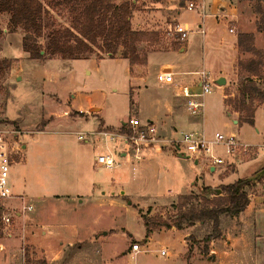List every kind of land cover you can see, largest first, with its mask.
<instances>
[{"label":"rangeland","instance_id":"374dc122","mask_svg":"<svg viewBox=\"0 0 264 264\" xmlns=\"http://www.w3.org/2000/svg\"><path fill=\"white\" fill-rule=\"evenodd\" d=\"M123 1L125 0H113L115 4ZM132 1L135 7L131 26L138 30L142 27L136 24L144 20L146 13L163 9L162 16L165 17L167 7H171L170 0ZM181 1L179 7L184 6L186 0ZM228 1L237 15L236 22L231 25L236 34V43L229 44V47L233 44L235 49L231 48L230 52L221 53V56L214 58L211 66H215L218 72L212 76L216 80L222 77L225 82L200 99L203 101V110L197 115L188 113L184 100L176 96L175 91L168 87L160 90L152 85L153 79L150 86L143 84L131 87V77L148 75V72L144 69L128 71L127 61L121 58L126 48L121 41L113 43V55L101 49L102 42L99 39L93 46V53L83 55L80 59L64 60L50 55L43 59H29L22 50L23 31L12 26L10 13L0 14V126L34 130L33 133L25 132L21 135L26 144V162L11 165L9 168L8 182L13 184L12 192L21 189L23 179H28L30 170L37 165L39 155L47 163L55 162L56 157L51 153L59 148L62 149V160L68 162L60 166V170L69 174L67 181L72 183L75 180L72 173L76 172L80 174L79 187L86 195L91 193L89 186L84 184L85 178L88 182L95 183V198H103L102 211L95 226L90 224L88 230L79 233V236H85V240H77L71 247L63 249V262L59 264H112V259L119 261L123 256L128 264H257L254 262V214H221L218 231L213 230L211 222H194L183 225L180 229L159 226L160 223L173 222L178 212L177 205L184 203V200L178 199L179 195L192 196L183 209L190 206L216 207L223 203V194L219 189L221 186L236 180L250 179L257 170L264 168V103L253 102L255 113L252 124L242 123L245 112L237 110V103L241 98V84L246 79H253L258 87L264 89V7L259 9L251 1ZM39 2L48 12L42 18L43 30L38 39L40 47L45 49L47 39L52 34L71 27L74 15L62 0ZM57 2L59 4L55 5ZM177 16V21L181 24L200 19V13L196 11L180 10ZM159 36V44L154 46L156 50L167 47L165 43L172 41L166 38L163 30ZM239 36L240 46L237 43ZM149 46L150 44L141 42L136 44V49L142 55L151 50ZM254 69L257 75H252ZM132 89L141 91L134 94L136 91ZM83 96L91 97L101 108L99 118L112 129L129 118H138L145 122L151 117L157 128H160L159 134L165 139L179 141L183 132H193L211 139L217 132L233 134L240 143L251 148L246 155L229 156L225 154L223 146H213L212 153L221 157L224 163L211 171L206 166L205 159L195 163L191 159L179 158L168 146L161 145L158 149L143 147L136 151L117 141L110 147L118 166L111 169L94 166V169L90 161L92 148L86 147L85 164L79 167L73 160V153L87 142L92 143L93 139L85 136V140L80 141L77 133H91L98 128L100 121L96 117L78 119L76 117L79 113L72 109H66L68 112L63 116L62 110L72 106L73 102H76L75 105L84 106V102L79 101V97ZM160 103L161 106L170 103L173 109L171 112L174 121L169 127L162 123L161 128L160 121L152 114L161 115L166 110L163 106L162 110H158ZM138 104L142 110L139 114L135 110ZM97 110L93 108L92 112ZM53 119H57L58 128L50 127L49 132H36L43 130V126ZM232 119L239 123L235 124ZM45 142L50 148L42 153L39 147ZM120 151H125L127 155L121 156ZM258 179L259 182L245 188L249 197L248 203H253L255 196L264 194V176ZM102 192L105 193L104 197ZM48 204L53 211L66 206L68 208L64 204ZM70 205L76 207L77 203ZM261 206L264 208V198ZM0 209L2 213L3 208ZM4 212L12 214L11 210ZM15 218L12 214L13 225ZM48 218L52 225L60 227L63 240L72 239L71 229L77 225L73 216ZM12 231L15 232L16 228ZM146 234H152L151 241L145 240ZM0 237L5 238L1 222ZM134 242H138L146 252L131 259L129 251ZM15 245H18L17 242ZM161 249L166 250L165 256L159 254ZM28 255L32 254L29 252ZM33 255L38 261L37 264L46 263L36 251Z\"/></svg>","mask_w":264,"mask_h":264},{"label":"crops","instance_id":"0c3cea01","mask_svg":"<svg viewBox=\"0 0 264 264\" xmlns=\"http://www.w3.org/2000/svg\"><path fill=\"white\" fill-rule=\"evenodd\" d=\"M181 2V0H170L169 4L171 5V7H167V11L165 12L167 16L165 17L162 16L163 9L156 10V12L150 11L146 13L147 16L140 24L135 23L138 27H142L139 30L146 31L148 33H156L158 34V36L155 37L154 40L153 38H150L149 41L145 42L147 44H150L149 48H151V50L144 52L146 58V63L144 65L130 66L128 61L124 59L128 63V71L144 69L148 72V75H135L131 77V87H133L134 85L141 86L143 84L150 86L151 79H153L154 83L152 85L162 90L163 87L168 86L157 84L155 81V75L158 71L167 69L175 74V78H180L185 82L189 81L192 78V76L189 74L190 72L196 71L201 68L209 71L212 75L218 72V70L215 69V66H211L213 65L214 58H216L217 55L221 56V53L230 52L229 50L231 48L235 49V46L233 44L231 47H229V44H231L232 42L236 43V34L234 31V27H232L231 25L236 22L237 15L236 11L231 7L232 5L229 3V1L195 0L193 2L203 5L204 16L202 17V14L198 10L196 11L200 13V19L198 21L193 20L191 22L182 23L192 31L189 34L188 39L184 42L169 40V43H165V46L167 47H161V50H156L154 46L159 44L158 39L160 37L159 35L161 33V30L165 31V29L169 25L179 23L177 21V18L179 17L177 15L179 11L187 10L185 6L189 1L186 0L184 2L183 0L185 5L179 7ZM175 5L177 7H175ZM164 7L165 6H161V8ZM199 27L204 30V34H200L199 32H197V29H199ZM230 28L233 29V32H229ZM132 90L134 92L136 91L135 89ZM140 91L141 89H138L134 94H139L138 92ZM79 98L80 102H84V106L80 104L75 105L76 102H73L72 106L66 107L64 110H62L63 116L68 112L66 111V109H72L79 113V115L76 117L78 119L80 117H84L85 119H87V117L98 118L100 122H98L97 129H100L102 127L112 128L105 125L102 118H99L101 108L92 100L91 97L83 96ZM162 106L163 108H166V110L161 113V115L157 113L152 114L155 115L160 121L159 125L161 128H163L162 123L164 124L163 126L169 127V124L173 123L174 121V118L172 116L173 112H171L173 109L171 108L170 103L162 104ZM162 106L160 103V109L158 110H162ZM93 108H97L98 110L96 112H92ZM135 110L137 114L142 111L139 107V104ZM148 119L149 120L147 121L153 122L151 117H149ZM56 120L57 119H53L50 123H46L43 126V130L36 132H47L50 127L58 128L59 123L58 121L56 122ZM232 121L235 124L239 123L238 120L235 119H232ZM159 129L160 128H158V130ZM46 143L47 142H45L43 146L39 147L40 152L43 153L44 150H48L50 148ZM87 143L84 147H79L77 151L73 153V160L75 161L76 165L81 167L85 164L84 162L87 157L86 147L92 148L91 150L93 151V153L90 161L92 163L91 167L95 169V156L97 155L99 149L94 142L88 144ZM21 148L23 150V158L21 160L16 159V162H13L11 165H18L26 162L24 150L26 149L25 141L22 142ZM120 154L121 156L127 155L125 151H120ZM51 155L56 157L55 162L47 163L45 158L43 159V157L39 155L37 165L35 164L33 170H30L31 173L28 174L27 178L29 180L26 178L23 179L21 189L18 190V192L16 190L12 192L13 184H9L11 196L7 199L0 200V208H3L1 214H3L5 210H11L12 213H14L16 216L15 225L12 226L10 235H4L5 238L0 237V264H37L38 261L36 260V258H34L33 255L35 251L38 255L44 258L43 260L46 262H44L45 264H59L63 262L61 261L63 249L66 247H71L77 240H85V236H79V233L88 230L90 224L94 227L97 223V219L100 217L103 198H95V183L88 182L87 178H85L84 184L86 185V187L87 185L89 186L91 193L89 195H86V192L84 190H81V188L79 187L80 179H78V175L80 174H76V172H73L72 176L75 177V180L70 183V181H67L66 179L67 177H69V174H67L63 170H60V168L62 167L61 165H65L68 163L65 159L62 160V149L56 148L55 151L51 153ZM136 162L138 163V160ZM209 169L211 171L215 170V168L213 169L211 167ZM260 170H257V172ZM263 186L264 184H262V188ZM104 194L105 193L102 192L103 197ZM121 194L123 195L122 192ZM21 197L25 200V203L27 205L32 207L30 211H21ZM263 198L264 194H262L261 196H255L252 199L253 203H248L245 209L242 211V214H244V216L254 214L252 216V227L256 230V234L254 237V244L256 246V255L254 262L257 264L264 263V208L261 206ZM50 202H54L55 204L59 203L60 205H68V208L66 206L64 208H56L55 211H53L49 207L48 203ZM71 203H77V206L71 207ZM251 204H253L254 206L251 207ZM256 206H258V208H256ZM17 209L18 211H14ZM64 215L73 216L77 222V225L73 226L71 229L73 231V234L71 236L72 239L70 240H63L62 232L59 230L60 227L52 225V221L48 218L52 217L53 219V217L58 218V216ZM13 228H16L15 232L12 231ZM151 235L152 234H150L148 237H145V240L151 241ZM16 242L18 245H15ZM55 247H58V249H55ZM29 252L32 255H28ZM119 262L128 264L125 256L120 258L119 261H117L116 259H112V264H118ZM142 264H145V262H143Z\"/></svg>","mask_w":264,"mask_h":264},{"label":"trees","instance_id":"16d2710c","mask_svg":"<svg viewBox=\"0 0 264 264\" xmlns=\"http://www.w3.org/2000/svg\"><path fill=\"white\" fill-rule=\"evenodd\" d=\"M240 1L255 2L259 9L264 7V0ZM62 2L70 7L74 15L71 27L52 34L47 39L45 49H42L38 39L43 30L42 18L44 15H48V12L39 0H0V14L10 13L12 26L19 27L23 31L22 50L29 59H43L46 55L62 59H80L83 55L92 54L93 46L100 39L101 49L103 48L110 55H113V43L121 41L126 47L121 58L126 59L130 66L146 63L144 53L142 55L139 53L136 44L149 41L150 38L154 40L158 34L132 28L131 19L135 7L132 0H125L119 4H115L113 0H62ZM58 4L57 2L55 5ZM1 32L0 30V36ZM237 43L240 46V36ZM2 63L6 64L5 61ZM252 75H257L256 69L252 71ZM240 97L237 110L245 112L242 122L252 124L255 111L252 107L253 102L264 103V89L258 87L253 79L248 78L241 84ZM251 178L236 180L231 184L221 186L219 189L223 194V203L216 207L195 208L190 206L183 209L184 204L192 196L179 195L178 199L184 200V203L180 202L177 205L178 212L174 216L173 222L160 223L159 226L180 229L183 225L194 222H211L213 230L218 231L221 214L236 216L247 206L248 193L245 188L260 181L257 178L255 180ZM148 236L149 234L145 235V237ZM206 239L208 240L209 236Z\"/></svg>","mask_w":264,"mask_h":264},{"label":"built area","instance_id":"2783aa9c","mask_svg":"<svg viewBox=\"0 0 264 264\" xmlns=\"http://www.w3.org/2000/svg\"><path fill=\"white\" fill-rule=\"evenodd\" d=\"M185 8L189 11H200L202 17L204 16V7L196 2L189 1ZM192 31L184 24L174 23L169 25L164 33L166 38L184 42L188 39ZM197 32L204 34V30L199 27ZM233 32V29H229ZM192 78L189 81H184L180 78H175V74L170 70L158 71L155 75V81L159 85L170 87L175 91V95L182 98L185 103L186 110L192 115H197L203 110L202 99L205 95L210 94L214 88L218 87L217 80L211 73L203 68L189 73ZM33 133V131L18 129L16 127L0 126V200L9 198L10 186L8 182L9 168L16 159L23 158V150L21 144L24 141L22 133ZM19 135L21 138H19ZM85 136H91L93 142L97 145L99 151L95 156V165L97 167H105L111 169L118 166L116 158L112 153L110 145L116 144L119 141L121 144L129 145L132 150L140 148H154L159 146H168L171 151L176 153H183L189 159L196 162L205 159V164L208 168H215L217 165L224 163L221 157L215 156L212 153V147L221 145L224 148L225 154L229 156L246 155L250 146L240 143L233 134L224 135L215 133L211 139H206L204 136L193 133L183 132L179 141L163 138L157 126L153 122H142L138 118H129L126 122L120 124L117 128H106L94 130L91 133H77V139L85 140ZM22 206L21 211H30L31 206L25 205L24 199L20 198ZM15 215L14 213H12ZM12 214L3 213L0 216L3 234L10 235L13 226ZM146 252L138 242H134L130 246L129 256L131 259L139 253ZM161 256H165L166 250L159 251ZM134 264V263H133Z\"/></svg>","mask_w":264,"mask_h":264},{"label":"water","instance_id":"95a60500","mask_svg":"<svg viewBox=\"0 0 264 264\" xmlns=\"http://www.w3.org/2000/svg\"><path fill=\"white\" fill-rule=\"evenodd\" d=\"M41 53H42V51H41ZM217 84L219 85V84H221V83H224L225 82V79L224 78H219L217 81ZM177 156L179 157V158H182V159H189V157L187 156V155H185V154H183V153H177ZM195 163H197L196 161H195ZM262 176H264V168L263 169H261L260 171H258L251 179L252 180H255L256 178L258 179V178H260V177H262ZM264 187V186H263Z\"/></svg>","mask_w":264,"mask_h":264}]
</instances>
